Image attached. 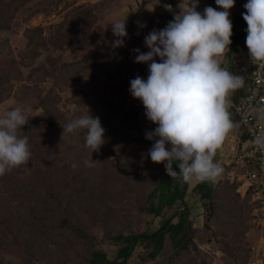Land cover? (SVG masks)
<instances>
[{"label": "rangeland", "instance_id": "374dc122", "mask_svg": "<svg viewBox=\"0 0 264 264\" xmlns=\"http://www.w3.org/2000/svg\"><path fill=\"white\" fill-rule=\"evenodd\" d=\"M0 1V7H4L0 22L6 25L0 28V116L20 107L30 116L26 125L41 119L44 127L46 110H50L48 116L57 128L61 127L58 133L48 128L44 135L37 134L34 142L28 136L34 148L46 142L39 166H20L11 171L21 168V178L50 187L57 197L73 199V217L99 238H104L106 232L140 228L151 231L168 219L176 221L179 204L164 207L158 215L139 210L162 164L148 155L155 141L146 139V133L157 125L147 119L142 101L130 93V81L137 76L146 80L149 74L150 62H135L139 53L134 49L145 53L150 50L144 38L152 29H127L124 45L113 47L117 37L105 17L115 0ZM245 3L247 0H235L229 18L245 13ZM163 6L158 10L166 19L156 17V22L161 20L167 25L180 10L189 7V0H168ZM207 6L223 11L215 0H199L196 10L203 13ZM91 8L96 17L93 22L88 17ZM76 9L83 18L80 21L76 16L72 23L87 25L77 50L71 48L64 34ZM236 29L244 30L242 24ZM246 36L243 31L239 41L229 46L221 65L242 76L244 87H248L246 67L251 59ZM106 53H112L115 65L102 68L105 73L123 69L114 78L103 77L99 68L87 64ZM154 59L159 62L160 58ZM88 110L93 117L106 119L105 143L98 152L85 147V130L63 133V125ZM92 159L94 166H87L85 161ZM73 163L76 168L71 166ZM8 183L7 176L0 177V223L4 224L0 226V264H80L84 248L76 243L77 238L71 232L54 231L55 222L49 223L50 215L35 204V191L15 197L4 190ZM192 183L185 200L195 247L189 246L170 264H264V208L252 210L261 205L239 196L236 203L229 194L206 206L210 201L194 194ZM38 217L37 224L33 223ZM7 231L11 236L15 234V240ZM164 244V249L151 259L148 253L152 245L138 243L127 264L169 262L172 248L168 240ZM104 248L108 258L113 259L116 246L106 243Z\"/></svg>", "mask_w": 264, "mask_h": 264}, {"label": "clouds", "instance_id": "9594fccd", "mask_svg": "<svg viewBox=\"0 0 264 264\" xmlns=\"http://www.w3.org/2000/svg\"><path fill=\"white\" fill-rule=\"evenodd\" d=\"M199 0H189V7L175 15L161 30L151 31L144 43L148 52L135 57L137 63H148L147 79L137 76L130 81V93L142 101L148 120L157 125L146 133L154 140L148 155L155 163H164L167 174L183 182L217 183L225 169L215 160L230 133L239 122L229 111L231 96L245 85L244 78L221 65L232 44L233 23L229 9L235 0H215L212 6L197 11ZM243 19L247 23L246 46L254 64L264 63V0H247ZM117 39L113 47L124 45L126 18L111 23ZM160 58L157 62L154 58ZM30 116L20 107L6 110L0 116V177L12 169L27 165L32 158L22 126ZM264 121V107L256 110ZM63 133L85 130V147L99 151L105 143V129L99 117L86 114L62 126ZM158 138V139H157ZM170 145V148L168 147ZM254 147L264 151V128L255 135ZM95 160L85 161L89 167ZM174 162L179 171L173 169ZM76 168L77 165H71Z\"/></svg>", "mask_w": 264, "mask_h": 264}, {"label": "trees", "instance_id": "16d2710c", "mask_svg": "<svg viewBox=\"0 0 264 264\" xmlns=\"http://www.w3.org/2000/svg\"><path fill=\"white\" fill-rule=\"evenodd\" d=\"M63 0H56L57 3L62 2ZM1 2V1H0ZM4 10V7H0V13ZM78 9L74 10L72 14V20H69L68 25L66 26V30L64 31L65 39L69 42L72 49L77 50L79 47V41L82 36L85 35V29L87 28L85 24H74L75 17L78 16V19L82 21L83 15L81 12H76ZM94 9H90L88 11L89 18L95 20V14L93 12ZM244 14V13H243ZM243 14H235L231 21L233 23V35L231 37L232 44L238 42L240 37L242 36L243 31L247 29V23L243 19ZM92 21V22H93ZM238 24L243 25V29L240 32H237L236 26ZM6 27V25L0 22V28ZM114 55L115 53L112 52ZM112 53H106L99 55L97 60L88 61V65L94 66L95 68H99L98 70L102 71V76L106 78H114L119 75L120 69H118L114 74L105 73L102 68L109 67L110 64L115 65V60L110 58ZM120 65V64H117ZM120 67V66H117ZM96 69V70H97ZM244 94V93H243ZM44 104V102H41ZM44 107L43 105H41ZM48 114L45 115V124L42 126L43 122L40 120L35 121V123L31 125L22 126L21 136H29L34 138L37 134H43L45 131H49L48 128L58 133L61 131V127L57 128L56 122L48 116L51 111L46 110ZM44 121V120H43ZM101 125L107 132L106 128V119L100 118ZM28 137V138H29ZM44 144L39 147H32V158L29 164L21 165L24 166L29 165H38L39 159L43 154L42 149H44ZM31 145V144H30ZM229 168V167H228ZM228 168H225V172ZM173 169L179 171L178 165L174 162ZM20 169L13 170L11 172H7L4 176H7L9 179V183L5 186L4 190L10 195H14L18 197L19 195H27L29 191H35V204H39L41 208H39L43 212H47L49 217V223L55 222L54 231H59L61 233L71 232L76 238V243H80L81 247L84 248L80 254V264H127L128 259L133 252V249L138 243H147L151 244L152 248L148 253V256L154 259L165 246V240H168L170 246L172 248L171 255L167 261L162 264H170V261L176 258L181 252L188 249L189 246L194 245L195 243L191 235L192 224L189 218V208L186 203L185 197L188 193L189 183L183 182L180 177L172 178L170 177L165 169L164 163L160 165V174L156 178L154 177L152 182L154 183L151 191L147 194L144 203L139 206V210L144 213L155 214L158 215L162 211L164 207H173L176 204H179L181 207L176 211L177 219L176 221H171L170 219L166 220L163 224H161L155 230H148L146 228H140L135 230H128L126 232L118 231L115 233L106 232L104 238H99L98 236L91 234L78 221L73 217L74 211V201L73 199H68L66 197H57L52 189L47 186L40 185L38 183L29 182L28 179H23L20 177ZM225 174V173H224ZM3 176V177H4ZM28 177V176H27ZM224 178V177H223ZM220 189V190H219ZM194 194H198L201 200L210 201L208 205L210 206L214 204V202L221 200L225 194H229L234 196L235 201L237 203V197L249 198L250 193H242L237 191L236 183H229L227 179L219 180L217 183L213 184L211 182H193L190 188ZM32 199V197H30ZM28 199L29 202L32 200ZM242 201V200H241ZM236 206V205H235ZM258 206H254L252 210H258ZM38 210L40 213L41 211ZM211 217L212 214H209ZM208 217V216H207ZM39 219L34 218L33 223ZM41 219V218H40ZM37 224V223H36ZM0 226H4V224L0 223ZM44 228L48 230H53L50 226H45ZM0 235H3L2 228H0ZM10 236L11 232L7 231ZM21 232V230H19ZM15 234H12V240ZM17 242V241H16ZM106 243L112 244L116 246V254L113 259H109L106 253V249L104 245ZM160 264V263H154Z\"/></svg>", "mask_w": 264, "mask_h": 264}, {"label": "built area", "instance_id": "2783aa9c", "mask_svg": "<svg viewBox=\"0 0 264 264\" xmlns=\"http://www.w3.org/2000/svg\"><path fill=\"white\" fill-rule=\"evenodd\" d=\"M246 76L249 80L247 91L231 103L234 118L248 135L249 143L232 161L224 178L237 184V191L250 193L251 202L264 208V151L253 145L256 134L264 128V121L256 118V110L264 107V63L254 64L248 60ZM229 164V165H230Z\"/></svg>", "mask_w": 264, "mask_h": 264}, {"label": "crops", "instance_id": "0c3cea01", "mask_svg": "<svg viewBox=\"0 0 264 264\" xmlns=\"http://www.w3.org/2000/svg\"><path fill=\"white\" fill-rule=\"evenodd\" d=\"M166 1L168 0H115L114 3L111 4L112 8L106 15L105 20L111 21L112 23L115 20L126 18V30H161L167 26L166 22L163 23L161 20L156 22V17L166 19L165 15L162 16L161 12L158 10L160 8L159 6L165 5ZM164 7L165 6H163V8ZM111 23L109 22L108 24L112 27ZM246 79L248 80L247 76ZM247 83L249 85V80ZM247 89L248 87H243L237 90L230 98L231 103L233 100L242 96L243 93L247 91ZM229 111L232 113L231 107ZM233 119L236 121L234 116ZM248 141V135L239 126L235 131L229 134L221 148L217 150L215 160L223 165V167L225 166L228 168L230 166H234L231 165L230 162L237 154L241 153L246 148L249 143Z\"/></svg>", "mask_w": 264, "mask_h": 264}]
</instances>
